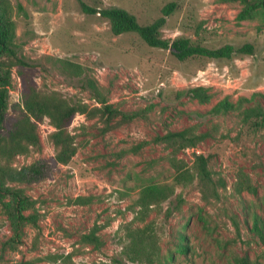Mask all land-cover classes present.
I'll list each match as a JSON object with an SVG mask.
<instances>
[{"label": "rangeland", "instance_id": "obj_1", "mask_svg": "<svg viewBox=\"0 0 264 264\" xmlns=\"http://www.w3.org/2000/svg\"><path fill=\"white\" fill-rule=\"evenodd\" d=\"M82 1L98 10L123 8L142 25L175 3L160 38H188L212 49L251 44L253 53L179 61L135 33L112 34L108 20L83 13L76 0H1L14 25L18 54L29 63L22 69L14 58L0 56V69L11 73L9 115L21 103L20 70L41 92L95 110L73 117L68 131L77 152L66 165L44 180L18 185L34 201L23 215H34L36 224L25 221L15 233L0 206V264H62L68 254L75 264H147L124 256L130 232L146 227L155 232V264H264L256 232L264 230V117L246 123L242 115L254 108L264 112V7L239 19L255 0ZM57 59L88 70L100 99L116 111L110 120L82 87L84 79L66 75ZM196 86L209 89L208 104L185 94ZM222 100L232 109L210 114ZM187 128L204 136L196 147L180 150L178 159L194 173L195 155H204L216 184L196 177L186 185L173 183L171 149L156 137ZM54 130L43 118L37 127L40 147L11 165L19 169L53 158ZM156 183L170 184L174 193L142 217L135 201L142 187ZM94 227L98 242H85L83 235Z\"/></svg>", "mask_w": 264, "mask_h": 264}, {"label": "trees", "instance_id": "obj_2", "mask_svg": "<svg viewBox=\"0 0 264 264\" xmlns=\"http://www.w3.org/2000/svg\"><path fill=\"white\" fill-rule=\"evenodd\" d=\"M76 1L83 13L99 14L103 19L108 20L112 34L135 33L152 48L170 50L171 54L179 61H185L192 57L230 59L233 55L253 53L251 44H245L239 48L224 45L212 49L193 44L188 38H178L173 41L160 38V29L165 25L167 16L174 11L175 3L166 5L162 9V16L153 23L142 25L135 15L123 8L110 6L98 10L88 6L82 0ZM262 7H264V0H255L239 13L238 18L250 17L253 12ZM14 39L15 32L11 16L3 8L0 0V56L14 58L16 66L24 69L23 67L29 66V63L23 56L18 54L19 49ZM57 64L66 75L84 79L82 87L97 98V103L102 104V107L97 110L106 116L107 120H110L116 111L105 100L100 99L101 94L98 86L92 78H89L88 70L79 64L63 59H57ZM19 76L22 79L23 86L21 103L16 106L14 116H10L9 89L11 73L9 69H0V206L12 223L15 233L21 231L25 221L30 220L33 225L36 224L34 215H23L24 212L34 207V201L18 185L44 180L50 177L52 171L58 165H66L77 152L74 137L68 131L73 117L78 113L91 115L92 110H95L89 109L83 103L69 104L56 92H41L22 70L19 71ZM185 94L190 99L197 100L200 104H208L212 98L209 89L203 86L189 88L185 91ZM241 101L245 102V99ZM232 107L229 101L222 100L209 113L221 115L231 110ZM242 115L244 121L248 123L252 117L263 118L264 112L254 108L243 111ZM45 117L50 120L55 129L49 135L50 142L55 148V155L51 159H40L19 169L14 168L11 164L17 156L26 155L33 149L40 147L37 127L38 123ZM203 136L197 135L193 133L191 128H187L156 137V140L166 143L171 149L168 161L175 173L173 177L174 184H189L194 177L198 178L202 184H216L211 171L208 169L207 157L202 154L195 155L194 173L177 157L180 150L196 147ZM218 183L223 185L221 180H218ZM247 186L248 190L252 191L250 185ZM173 193L174 188L170 184L147 185L141 188L135 205L139 207V212L143 217L152 205L166 201ZM96 230L97 228L94 227L89 234L83 235L82 239L85 242L97 243ZM256 232L264 246V230L256 228ZM157 250L155 232L152 228L146 227L137 232H130L128 244L124 248V256L132 262L155 264L159 260ZM116 262L122 264L120 261ZM62 264L75 263L72 261V256L68 254L63 258ZM238 264L246 263L241 261Z\"/></svg>", "mask_w": 264, "mask_h": 264}]
</instances>
